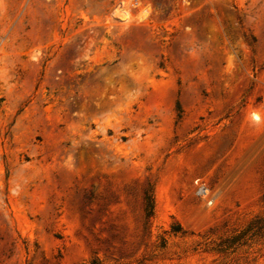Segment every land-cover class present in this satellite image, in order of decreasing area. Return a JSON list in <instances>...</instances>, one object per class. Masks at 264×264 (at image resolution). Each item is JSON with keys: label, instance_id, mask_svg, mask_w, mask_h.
Instances as JSON below:
<instances>
[{"label": "rangeland", "instance_id": "obj_1", "mask_svg": "<svg viewBox=\"0 0 264 264\" xmlns=\"http://www.w3.org/2000/svg\"><path fill=\"white\" fill-rule=\"evenodd\" d=\"M92 262L264 264V0H0V264Z\"/></svg>", "mask_w": 264, "mask_h": 264}, {"label": "trees", "instance_id": "obj_2", "mask_svg": "<svg viewBox=\"0 0 264 264\" xmlns=\"http://www.w3.org/2000/svg\"><path fill=\"white\" fill-rule=\"evenodd\" d=\"M147 210H149V218H151L153 215V199L151 195L147 197ZM92 264H98V263L92 262Z\"/></svg>", "mask_w": 264, "mask_h": 264}]
</instances>
